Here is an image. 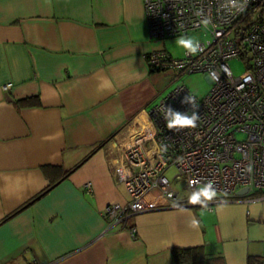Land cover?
<instances>
[{
    "label": "crops",
    "instance_id": "1",
    "mask_svg": "<svg viewBox=\"0 0 264 264\" xmlns=\"http://www.w3.org/2000/svg\"><path fill=\"white\" fill-rule=\"evenodd\" d=\"M158 43L143 0H0V264H192L173 248L198 249L193 264L264 256V190L212 211L138 213L135 237L100 215L127 199L114 168L136 116L180 77L148 67Z\"/></svg>",
    "mask_w": 264,
    "mask_h": 264
},
{
    "label": "built area",
    "instance_id": "2",
    "mask_svg": "<svg viewBox=\"0 0 264 264\" xmlns=\"http://www.w3.org/2000/svg\"><path fill=\"white\" fill-rule=\"evenodd\" d=\"M226 3L143 0L150 39L165 40L196 30L207 34L198 40L203 51L197 55L185 51L182 57H173L166 50H153L145 55L148 67L172 70L178 76L204 72L210 88L197 98L179 83L136 116V134L114 168L127 199L110 203L100 212L108 228L118 224L135 237L129 218L164 207L192 206L188 203L192 191L209 181L217 196L208 202V211L218 202L238 197L241 188L247 187L248 193L264 190V0H247L243 12L221 7ZM200 12L210 18L208 27L201 24ZM230 58L243 61V73H232ZM212 72L218 80L210 79ZM188 95L195 97L198 108L182 103ZM164 106L188 115L195 111L200 116L197 126L169 130ZM170 168L175 169L172 177L166 175ZM178 176L183 177L185 196L172 184ZM85 188L91 191V182Z\"/></svg>",
    "mask_w": 264,
    "mask_h": 264
},
{
    "label": "clouds",
    "instance_id": "3",
    "mask_svg": "<svg viewBox=\"0 0 264 264\" xmlns=\"http://www.w3.org/2000/svg\"><path fill=\"white\" fill-rule=\"evenodd\" d=\"M247 4V0H243V3H240L239 0H227L226 4L221 5L224 8H234L239 12H243L245 10ZM198 15L202 16L203 19L201 20V24L204 27H208L211 23L209 17L204 16L203 12L198 13ZM175 43L178 47L184 49L187 54L190 55H197L199 52L203 51L200 42L193 38V37H185L181 36L175 40ZM210 79L218 80V76L215 72L210 74ZM103 87V82L101 84ZM182 103H189L191 104L193 109L198 108L196 104L194 96H186ZM163 117L166 121V127L169 130L172 129H183V128H195L197 126V121L199 120L200 116L196 114L195 111L192 112L191 115L188 113H181L172 109L170 106H164L163 108ZM147 118V117H146ZM166 151V146L164 148ZM193 183H197V181H193ZM217 196V190L213 186L212 181L204 184L203 186L199 187L192 191L188 198V203L192 205H200L202 208L208 207V202L213 201V199ZM255 203V202H254ZM183 210V209H182ZM189 226L194 229H199L200 221L197 220L195 217H192Z\"/></svg>",
    "mask_w": 264,
    "mask_h": 264
},
{
    "label": "rangeland",
    "instance_id": "4",
    "mask_svg": "<svg viewBox=\"0 0 264 264\" xmlns=\"http://www.w3.org/2000/svg\"><path fill=\"white\" fill-rule=\"evenodd\" d=\"M181 36L193 37L197 40H204L206 39L207 34L204 33L203 30H196V31L188 32L183 35L170 37L165 40H158L159 43L157 44V48L155 50L163 49L168 51L170 54H172L173 57H182L184 55L185 50L178 47L177 44L175 43V40ZM228 64L232 70V73L235 76L240 75L245 70L244 63L239 58H230L228 60ZM179 83L184 84L189 89V91L197 98H202L210 88V81L204 72H193V73H184L180 77L176 78L174 81H172L171 85L168 87L165 93H167L169 90H171L175 85ZM238 137L241 138L243 137V135H239ZM174 173H175V169L170 168L167 170L166 175L168 177H172ZM172 184L174 187H176L178 190L181 191V196H185V192L183 190L182 176H178L176 179L174 178Z\"/></svg>",
    "mask_w": 264,
    "mask_h": 264
},
{
    "label": "trees",
    "instance_id": "5",
    "mask_svg": "<svg viewBox=\"0 0 264 264\" xmlns=\"http://www.w3.org/2000/svg\"><path fill=\"white\" fill-rule=\"evenodd\" d=\"M150 70L152 71L153 69H150ZM32 98L35 100L36 97L33 96V97H26L23 99H19V100H17V103L29 104V100ZM172 254H173L174 260L176 262H187V263L190 262L193 264V261L195 258L196 259L197 258H200V259L204 258V255L201 254V252L196 248H187V249L173 248ZM247 264H264V256L249 257Z\"/></svg>",
    "mask_w": 264,
    "mask_h": 264
},
{
    "label": "water",
    "instance_id": "6",
    "mask_svg": "<svg viewBox=\"0 0 264 264\" xmlns=\"http://www.w3.org/2000/svg\"><path fill=\"white\" fill-rule=\"evenodd\" d=\"M245 193H248V188L247 187H244V188H241L237 191V195H242V194H245Z\"/></svg>",
    "mask_w": 264,
    "mask_h": 264
}]
</instances>
